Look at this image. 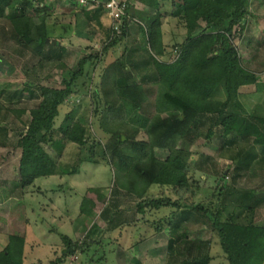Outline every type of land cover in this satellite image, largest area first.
<instances>
[{"label":"rangeland","instance_id":"1","mask_svg":"<svg viewBox=\"0 0 264 264\" xmlns=\"http://www.w3.org/2000/svg\"><path fill=\"white\" fill-rule=\"evenodd\" d=\"M180 4V0H130V14L137 20L134 19L127 34L115 46L108 47L106 18L90 21L86 11L72 0H42L39 5L47 7L46 11L38 12L37 5L26 10L31 16L47 15L50 43L42 55L14 38L11 19L19 13L6 8L5 15L0 17V251L10 236L18 235L26 239L24 264H50L64 257L67 246L62 234H65L77 242L87 239L91 246L85 252L66 256L63 264H175L198 256L200 251L207 264H230L213 227L216 208H220L224 221L231 218L238 223L253 222L264 227V144L255 143L257 137L252 136L248 141L240 139L233 150H222L221 126L215 124L213 115L198 117L187 137L176 146L177 150L191 154L189 190L185 199H181L184 204L181 209L158 210L147 205L145 213L140 212L142 200L168 197L180 200V196L172 187L159 184L152 185L143 199L126 190L117 191L118 169L88 161L79 166L81 149L73 143H68L59 160L78 165V173L39 177L29 186H24L21 180L20 143L35 115L33 110L43 100L40 87H61L63 78L79 70L82 60L88 59L74 87L75 93L62 106L55 127L59 129L67 114L75 106H81L78 113L86 112L89 116L93 136L106 144L112 136L101 125L105 110L101 88L106 69L119 62L118 75L125 82L158 83L141 24L162 13L166 54L160 60L174 62L181 51L179 46L187 37L185 22L178 15ZM251 11L245 30L237 28L232 38L241 63L260 75L257 84L248 91L239 90L237 95L247 113L254 114L264 111V0H251ZM155 87L152 85L148 90V97L152 93L149 100H155L153 92L158 90ZM227 97L222 91L215 99L221 102ZM145 108L143 113L153 117L154 109ZM21 110L25 112L20 113ZM168 116L167 112L161 113L162 120ZM137 126V139L148 142L150 129L142 124ZM210 130L215 132L211 139ZM45 147L52 151L51 144ZM155 152L162 160L171 155L169 148L156 147ZM100 185L112 193L106 199L93 197L95 205L91 206V213L82 214L84 197L93 186ZM197 206L212 209L205 214ZM185 211H191L192 216L181 221L174 237L185 238L176 242L175 247L193 248L176 253L172 259L169 230ZM158 227L163 230L156 231Z\"/></svg>","mask_w":264,"mask_h":264},{"label":"trees","instance_id":"2","mask_svg":"<svg viewBox=\"0 0 264 264\" xmlns=\"http://www.w3.org/2000/svg\"><path fill=\"white\" fill-rule=\"evenodd\" d=\"M180 1L178 15L185 22L187 37L179 46L181 51L174 62L160 60L165 54L162 13L158 12L153 18H148L147 24H141L151 51V60L155 63L158 83L125 82L118 75L119 62L110 64L106 69L101 88L105 100L101 125L112 133L106 144L93 136L89 116L86 112L78 113L81 106H75L67 114L59 129L55 127L62 106L75 93L74 87L82 76L83 66L88 59L82 60L79 70L70 72L63 78L61 87H40L43 100L33 110L35 115L20 143L23 152L20 175L24 186H29L36 178L43 176L78 173V165L84 161L104 163L120 172L116 181L117 188L138 198L143 199L155 184L172 187L180 196V200L169 197L163 200L152 198L146 202L142 200L139 203L140 212L145 213L147 205L158 210L181 209L184 205L182 200L189 190L191 154L177 150L176 146L181 139L187 137L191 125L198 117L216 116L215 124L221 126L222 130V150L229 151L240 139L248 141L252 136L257 137L255 143L264 144V111L247 113L244 104L237 100L242 86L257 84L260 79L259 74L241 63L240 53L232 38L237 33V28L240 27L242 32L245 30L248 17L252 14L251 0ZM40 3L42 0H0V17L5 15L6 8L15 9L19 13V16L11 19L14 38L20 44L32 47L37 55H42L44 48L50 43L47 15L31 16L26 10L37 5L38 8H35L38 12L46 11L47 7L40 6ZM86 13L90 21H101L102 17L109 21L105 35L108 47L115 46L127 34L135 19L126 18L122 34L118 36L120 38H114L112 20L103 8ZM152 85L158 87L154 91L156 93L153 92L155 100H149L152 93L148 97V90ZM222 91L228 97L220 102L215 96ZM148 101L150 103L146 106ZM145 107L154 109L153 117L144 114ZM24 112L25 110L20 111ZM162 112L169 113L166 120H162ZM248 120L252 122L249 124ZM137 124L150 129L148 142L137 139ZM214 134V130H210L209 139ZM68 143L76 144L81 149L77 166L59 160ZM46 144H51V152L45 147ZM156 147L169 148V159H159ZM110 192L111 189L91 188L84 197L80 212L91 213V206L95 205L94 198L106 199ZM195 208L203 210L205 214L212 209H205L203 206ZM213 215L214 230L217 231L230 264H261L264 261V227L253 222L238 223L231 218L224 221L218 207ZM191 216V211H185L175 222V227L169 230L171 239L168 248L172 259L176 258V253L193 248H176L175 243L183 241L185 236L179 235L177 239L174 237L181 227V221ZM171 218L173 216L169 220ZM161 230L163 228L158 227L156 231ZM62 237L67 246L64 257L50 264H63L66 256H72L78 251L85 252V248L91 246V241L87 239L77 242L69 235L62 234ZM25 245V237L10 236L8 244L0 251V264H24ZM201 252L196 257L183 262L177 261L175 264H207Z\"/></svg>","mask_w":264,"mask_h":264},{"label":"built area","instance_id":"3","mask_svg":"<svg viewBox=\"0 0 264 264\" xmlns=\"http://www.w3.org/2000/svg\"><path fill=\"white\" fill-rule=\"evenodd\" d=\"M77 6L86 11L103 8L112 20L114 36L122 34L126 18H132L130 14V0H72ZM129 11V12H128Z\"/></svg>","mask_w":264,"mask_h":264},{"label":"crops","instance_id":"4","mask_svg":"<svg viewBox=\"0 0 264 264\" xmlns=\"http://www.w3.org/2000/svg\"><path fill=\"white\" fill-rule=\"evenodd\" d=\"M138 2V1H137ZM137 4H140L139 2L137 3ZM260 27V26H259ZM164 35V34H163ZM163 39H164V36H163ZM165 54H166V52H165ZM165 54L163 55V57L165 56ZM253 85H245V86H242L241 88H240V92L242 91V92H245V91H248V89H250L251 87H252ZM87 162V161H86ZM108 167H109V165H108ZM109 169V168H108ZM54 176V175H53ZM103 187H105V186H102V185H100V186H93V188H100V189H103ZM106 189H109V188H106ZM118 189L119 188H117V191H118ZM120 190V189H119ZM116 191V193H118ZM111 193H112V191H111ZM137 237H138V235H137ZM25 247H26V245H25ZM25 254V253H24Z\"/></svg>","mask_w":264,"mask_h":264}]
</instances>
